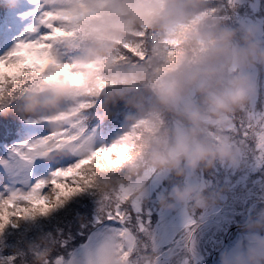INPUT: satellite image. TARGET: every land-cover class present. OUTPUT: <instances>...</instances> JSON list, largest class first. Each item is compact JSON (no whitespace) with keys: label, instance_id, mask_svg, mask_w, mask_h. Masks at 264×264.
<instances>
[{"label":"clouds","instance_id":"obj_1","mask_svg":"<svg viewBox=\"0 0 264 264\" xmlns=\"http://www.w3.org/2000/svg\"><path fill=\"white\" fill-rule=\"evenodd\" d=\"M208 4L209 0L90 2L76 36L64 42L75 57L78 86L63 81L29 85L13 102L11 114L23 122L100 101L99 112L106 119L110 109L122 103L131 113L125 124L136 134L135 155L117 175L97 173L96 195L126 185L133 189L131 195L141 198L147 195L145 177L161 172L171 183V190L159 197L162 210L196 213L217 206L227 189L210 191L187 181L211 174L217 165L241 167L247 144H234L240 138L232 131V118L246 114L257 99L253 73L264 72V44L255 28L224 26L207 13ZM124 45L137 47L145 58L116 59ZM169 48L176 52L171 63ZM61 126L62 122L53 125L56 131ZM243 230L246 244L223 253L220 264H264V214L247 221ZM140 264H157L155 251H142Z\"/></svg>","mask_w":264,"mask_h":264},{"label":"snow or ice","instance_id":"obj_2","mask_svg":"<svg viewBox=\"0 0 264 264\" xmlns=\"http://www.w3.org/2000/svg\"><path fill=\"white\" fill-rule=\"evenodd\" d=\"M90 2L100 0H9L10 10L0 14V264H140L149 249L133 189L122 185L99 197L94 191L98 172L117 175L133 158L135 133L95 146L85 103L19 126L11 119L13 102L29 85L78 86L76 65L61 63L57 49L76 36ZM124 49L116 59L145 58L133 45ZM166 55L171 63L176 52ZM232 122V131L264 156V112L254 103Z\"/></svg>","mask_w":264,"mask_h":264},{"label":"rangeland","instance_id":"obj_3","mask_svg":"<svg viewBox=\"0 0 264 264\" xmlns=\"http://www.w3.org/2000/svg\"><path fill=\"white\" fill-rule=\"evenodd\" d=\"M230 1L227 0L229 5ZM240 13L241 9L232 10L236 24L232 23L234 25L232 29L254 25L259 27L260 31L263 21L256 25L254 20L255 17L264 18V0H249L241 15ZM14 42L15 37H13ZM260 43L264 44V33ZM57 57L61 63L65 64H72L75 58L68 53L65 43L59 45ZM253 76L260 91V88L264 86V72L253 73ZM193 100L195 101L196 98L194 97ZM254 103L258 111L264 112V93L262 96L257 95ZM100 122L97 121L93 127L89 126L86 129L97 147H109L128 133L123 121L119 131L111 130V133L117 136L113 139L106 138L99 129ZM107 132L110 131L107 130ZM246 144L247 149L240 157L239 169L217 165L211 174L200 173L194 179L187 181L210 191L227 189L217 206L200 211L198 217L196 213H189L181 208L173 212L162 210L159 206V197L171 190V187L168 188V184H171L170 178L161 172L152 177L148 174L147 176L151 178L148 182L145 177L147 195L139 198V222L144 227L141 239L146 242L149 249L155 251L157 262L160 264H206L219 248L225 246L223 247L226 248L225 252L231 253L236 251L238 246L243 247L246 244L247 233L241 231L243 226L247 221L264 214V207L253 206L247 215L250 205L264 204V171L257 172L259 163L264 165V156L256 150L254 143ZM224 240L226 245H223ZM215 264H220V258Z\"/></svg>","mask_w":264,"mask_h":264},{"label":"trees","instance_id":"obj_4","mask_svg":"<svg viewBox=\"0 0 264 264\" xmlns=\"http://www.w3.org/2000/svg\"><path fill=\"white\" fill-rule=\"evenodd\" d=\"M248 1L249 0H231L230 5H229L227 3V0H209V4L207 6V13L209 15L214 16L215 18L219 19L224 26L229 27V28H234V25H236V24H235L234 15L232 14V10L233 9L234 10L241 9V13H240V15H241L243 8L245 7L246 3L248 4ZM231 7L233 9H231ZM9 9H10L9 0H0V14L8 12ZM255 18L256 19L254 20V24H256V25L260 24L263 21V24H261L262 29H260V31H259V27L257 28L254 25H252L251 27L246 26L244 24L243 25L245 28L257 29L258 30V39H259L258 41L260 42V39L262 38L263 33H264V30H263L264 29V18L263 17H255ZM262 87H264V86H262ZM262 87L260 88V91L258 90V96L259 95L262 96V94L264 93V88H262ZM99 103H100V101L94 102L92 104V106L86 111L89 114L84 113L85 127H86V129L89 126L93 127L97 121H101L99 124V129L106 136V138L113 139V137L117 136V134H112L111 130L119 131L121 129L120 128L121 123L123 121H125V117L128 115H131V113L121 103L115 107H112L110 109V113H109L108 117L106 119H104V118H102V114L99 112ZM11 119H14L15 121H17V124L15 126H19V124L22 123L15 116L12 117ZM172 123H173V121H170V124H172ZM107 130H109L110 132H107ZM240 140H241V138L239 140H236L234 142V144L238 145ZM258 160L261 161L259 158H258ZM263 161H264V157H263ZM257 170H258L257 172L263 173L264 165L259 163V165L257 166ZM157 173H159V172L150 173L151 177L153 175L155 176ZM146 179H148L147 180V182H148L151 178H149V176H146ZM170 187H171V184H168V188H170ZM260 207H264V206L263 205H257V208H260ZM199 213L200 212H196L197 217L199 216ZM241 231H243L245 233V231L243 229Z\"/></svg>","mask_w":264,"mask_h":264},{"label":"water","instance_id":"obj_5","mask_svg":"<svg viewBox=\"0 0 264 264\" xmlns=\"http://www.w3.org/2000/svg\"><path fill=\"white\" fill-rule=\"evenodd\" d=\"M260 168V167H259ZM250 208H251V206L249 207V209H248V211H247V215L249 214V210H250ZM226 244V240H224V242H223V245H225ZM217 254V252H215L213 255H212V257L210 258V261L207 263V264H211L212 263V261H213V258H214V256Z\"/></svg>","mask_w":264,"mask_h":264}]
</instances>
